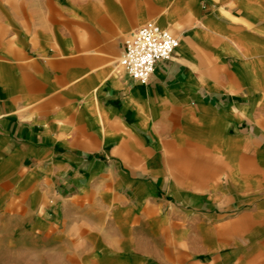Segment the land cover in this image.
<instances>
[{"label":"crops","instance_id":"obj_1","mask_svg":"<svg viewBox=\"0 0 264 264\" xmlns=\"http://www.w3.org/2000/svg\"><path fill=\"white\" fill-rule=\"evenodd\" d=\"M0 264H264V0H0Z\"/></svg>","mask_w":264,"mask_h":264},{"label":"built area","instance_id":"obj_2","mask_svg":"<svg viewBox=\"0 0 264 264\" xmlns=\"http://www.w3.org/2000/svg\"><path fill=\"white\" fill-rule=\"evenodd\" d=\"M179 40L156 24H147L125 42L118 67L140 85L148 84L159 62L170 61Z\"/></svg>","mask_w":264,"mask_h":264}]
</instances>
